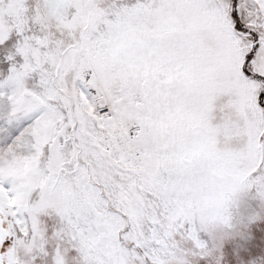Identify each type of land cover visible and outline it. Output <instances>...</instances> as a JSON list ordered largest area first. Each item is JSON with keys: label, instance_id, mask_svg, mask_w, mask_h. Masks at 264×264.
Listing matches in <instances>:
<instances>
[{"label": "snow or ice", "instance_id": "obj_1", "mask_svg": "<svg viewBox=\"0 0 264 264\" xmlns=\"http://www.w3.org/2000/svg\"><path fill=\"white\" fill-rule=\"evenodd\" d=\"M0 264H264V0H0Z\"/></svg>", "mask_w": 264, "mask_h": 264}]
</instances>
